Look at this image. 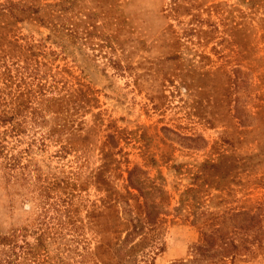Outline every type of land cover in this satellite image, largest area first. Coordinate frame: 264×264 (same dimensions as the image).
<instances>
[{
    "label": "rangeland",
    "instance_id": "rangeland-1",
    "mask_svg": "<svg viewBox=\"0 0 264 264\" xmlns=\"http://www.w3.org/2000/svg\"><path fill=\"white\" fill-rule=\"evenodd\" d=\"M68 1L40 0L44 23L15 32L39 54L44 93L64 100L9 144L32 160L26 181L0 178V232L47 222V261L94 264L107 189L125 194L131 172L161 214L130 264H198L201 212L249 211L262 233L244 246L264 245V0ZM217 264H264V251Z\"/></svg>",
    "mask_w": 264,
    "mask_h": 264
},
{
    "label": "trees",
    "instance_id": "trees-1",
    "mask_svg": "<svg viewBox=\"0 0 264 264\" xmlns=\"http://www.w3.org/2000/svg\"><path fill=\"white\" fill-rule=\"evenodd\" d=\"M73 2L74 0L68 1L70 4ZM44 6L40 0H0V178L5 185H10L13 178L26 181L25 172L32 160L30 158L25 166L19 165L21 155L23 153L29 155V151L25 149L13 154V147H9L11 140L25 132L28 122L37 125L39 129L43 127L48 122L45 112H48L50 107H56L51 113L57 114L59 112L57 105L64 100V96H48L44 93L43 84L39 80L40 66L44 65L38 60V52L33 51L35 46L20 45L15 39L18 24L30 20L38 24L44 23V15L41 14ZM46 6L57 8L60 5L55 3ZM56 18H58L56 11L48 14L49 20L54 21ZM8 61L12 62L13 68L9 66ZM28 78H36L38 81L35 84ZM59 133L58 125L53 126L43 135L45 137L42 140L53 138ZM17 170L18 173H14ZM193 185L196 188L190 189L191 192L196 190L198 192L199 188L204 186ZM142 186L140 182L132 179L130 172L127 185L124 187L125 194L114 188L107 189L106 209L112 214L109 215L107 230L100 232L102 236L100 245L94 252V264H130L131 258L136 255L139 248L147 241H152L153 227L161 214V205L156 204L155 200H147V194L143 192ZM131 189L138 193L133 194L130 192ZM152 192L157 193L160 199L164 196V193L158 190ZM120 204L124 206L122 208L125 216L119 215L116 209ZM249 214L247 210L201 212L197 216L189 214L194 217V224H197L201 235L198 243L190 246L192 262L217 264L228 259L234 260L242 251L251 255L264 251V245L258 244L257 247L252 245V248L244 246L248 236L254 234L253 238L256 239L257 235L262 233V228L259 227L256 233L252 230L253 217H249ZM104 216L102 215V218L106 217ZM58 221L61 226L64 225L63 220ZM57 233V230L53 231L47 222L39 220L32 221L29 226L0 232V264H69L65 258L55 263L47 261L49 245L53 242V235ZM122 233H126L123 241L114 237ZM29 236L33 241L27 239ZM136 236L140 239L134 243Z\"/></svg>",
    "mask_w": 264,
    "mask_h": 264
}]
</instances>
